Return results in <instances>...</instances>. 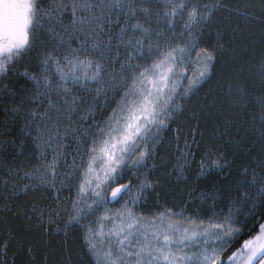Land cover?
Here are the masks:
<instances>
[{
  "label": "snow or ice",
  "instance_id": "snow-or-ice-1",
  "mask_svg": "<svg viewBox=\"0 0 264 264\" xmlns=\"http://www.w3.org/2000/svg\"><path fill=\"white\" fill-rule=\"evenodd\" d=\"M157 2L162 3V8L156 10L144 6L138 0H47V8L43 6L45 0H3L0 3V86L3 85V80L10 71L15 69L16 63L33 50L41 36L45 35L49 40L57 43L43 58L42 63L47 67L51 62L55 66L58 82L53 86L52 79L47 75L42 80L35 76L29 78L36 85H43L45 95L52 92L60 97V103L64 106L62 111L68 114L84 110V99L77 95L79 89L95 91L97 96H107V91H102L106 83L103 58L111 53L113 39L118 42L117 47L122 46L125 50V63L118 74L126 78L122 85L123 95L116 109L103 125L95 126L90 140L91 147L86 151V155L90 158L85 171L86 177L95 171L92 164L97 160L108 166L103 181L105 183L108 179L116 180L119 175L117 169L122 165L125 167L142 165L148 153L139 150L145 147L148 140L162 128L168 126L166 120L171 115L169 107L172 104L171 97L176 95L183 75L190 71L189 68L178 63V59L183 61L188 50L179 45L170 47L156 43L153 47L157 49V55L152 62L148 66H137L135 61L144 55V40L151 41L152 34L156 32L151 27L150 20L155 19L159 24L163 17L164 22L172 27L179 18L185 29L189 31L194 25L198 27L202 22H211L217 13H222L226 17L243 15L245 18H258L264 24V0H236L235 3L232 0H209L203 4L197 0L192 6H189L188 0H157ZM257 8L259 14L254 10ZM138 14H143L146 19L141 22ZM65 17L69 19L65 21ZM116 24H119L120 28L113 34L106 26ZM105 35L107 40L102 39ZM73 41L78 42L76 47L72 46ZM147 51L151 52L152 47ZM81 56L84 58L81 59ZM212 59L213 56L207 50L197 54L195 64L198 67L191 70L193 78L188 81L185 95L207 76ZM177 73L179 76L172 83L171 94L164 93L163 90L169 88L170 78ZM261 78L264 80V70L261 72ZM90 82L98 87L90 89ZM10 91L6 87H0V92ZM240 98L243 101V91ZM51 99L49 97V102ZM257 99L261 129H264V93ZM90 117L94 118V113L89 107L82 119L87 121ZM260 135L264 137V130ZM85 143L88 144L89 140H85ZM118 145L121 147L118 148ZM57 163L54 158L51 163L44 165L45 171L39 176L41 183L47 182L50 177L57 174ZM209 166L222 165L219 161H209L207 164L201 162L202 169ZM52 183L55 181L52 180ZM91 184V180L85 179L79 191L84 193L85 185L91 186ZM151 186V182L146 179L140 186V191ZM262 186H264V176L257 182L258 195L264 193ZM27 187L25 185V189ZM99 188L100 183H97L92 189L96 197H101V192L95 190ZM104 191L110 192L112 200L131 197L126 202L127 205H134L139 199V196L132 197L130 184H122L114 189L109 186ZM260 199L261 203H264V195H261ZM102 200L103 198L97 199L93 204H88V209L92 210L96 205L103 207ZM78 205L79 199L73 203L76 213L70 215L69 224L79 223L82 216L87 215L84 208ZM254 209L255 202L248 214L251 215ZM177 215L171 210H166L153 217L136 216L132 207L127 206L123 212H115L113 216H109L106 212L96 221V227L90 224L84 225L89 251L97 256L98 264H212V261L220 257L229 241L235 238V234L242 230L239 219L231 212L223 217V223L204 226L202 222L197 224L195 221H189V227L183 229L173 222L172 218ZM109 220L114 221V226L105 232V221ZM190 228L193 230L190 231ZM198 236L203 239H197ZM97 237L101 239L97 240ZM110 237L116 238L114 247L107 246L113 244ZM212 237L220 241L219 245L208 244V240ZM262 238H264V224L259 226L256 241ZM105 241L107 245L101 258L100 245ZM254 244V241L248 240L242 245L243 250L248 253L246 262L253 264L255 261V264H264V244L255 246ZM208 248L212 249L211 254L208 253ZM227 260L229 264H233L234 257L229 256Z\"/></svg>",
  "mask_w": 264,
  "mask_h": 264
},
{
  "label": "trees",
  "instance_id": "trees-1",
  "mask_svg": "<svg viewBox=\"0 0 264 264\" xmlns=\"http://www.w3.org/2000/svg\"><path fill=\"white\" fill-rule=\"evenodd\" d=\"M138 2L150 6L153 10L162 8V3H158L157 0H138ZM199 2L202 4L209 0H199ZM232 2L235 3L236 0ZM188 3L192 6L197 0H188ZM43 6L48 7L47 0ZM254 10L259 14L258 8ZM186 13L187 9L185 18ZM138 15L141 22L146 19L143 14ZM66 19L68 20L69 17H65ZM149 23L153 29L158 27L156 32L159 31L162 35L152 36L151 41L144 40V55L135 61L137 66H148L157 55V49L153 45L159 43L164 46L167 38L172 45L175 40L169 37L172 36V29L183 28L179 18L172 27L164 22L163 17L159 24L155 19L150 20ZM145 26L147 27L148 24ZM262 26L264 24L258 18H245L243 15L226 17L222 13L214 15L211 22L205 21L196 26L192 37L198 42L197 47L201 51L207 50L213 56L210 73L187 95L180 97L177 95L172 99L173 105L177 107L170 108L171 115L166 120L168 126L150 139L147 148V153L150 155L147 157L152 163L146 167L140 165L141 170L138 171V178L147 176L153 180L152 186L147 190L149 194L147 202L151 201L155 204L156 201L164 199L171 207L180 204L187 208L186 211L194 214L202 212L203 216H212L214 209L226 210L229 198L240 194V189L236 187L239 179V184H242V179H250V172L243 173V171L244 169L250 171L251 167L256 165L254 158L259 153V148L248 143L251 136H245L247 143L234 145L243 133L241 131L238 133L237 124L231 131L226 130V126L223 129L222 127L228 122L227 119H230L231 123L235 120L236 123L249 127L252 124L250 116L258 110L257 99L250 98L249 95L258 97L261 93L257 90L262 79L257 77L259 74L257 67L264 65V42L257 35L264 28ZM106 27L115 34L119 31L120 25ZM106 38V35L102 37L104 40ZM137 38H140L138 32ZM112 42L113 49L110 54L104 56L103 63L105 74L115 76L114 82L110 83L114 85L110 88V94H114V97L111 96L105 101L101 97L95 107L97 117L94 120L101 126L104 119L110 116L120 102L123 95L122 85L126 80L125 77L118 75L121 66L125 63V50L122 46L117 47L118 42L115 39ZM56 43L57 41L48 40L47 36L42 35L35 48L16 63L15 69L10 71L3 80V85L0 86L11 90L0 92V264H95L94 254L89 251L86 239L87 232L84 227L86 220L81 218L79 223H68L70 215L75 214L74 211L70 213L69 206L80 199L81 195L78 194L79 192L77 194L74 192L75 188L78 189L76 176L68 178L69 185H62L60 188L34 185L25 189L21 184L14 186L17 180H21V171L18 168L21 169L23 165L19 164L29 155L28 146L31 147L29 141L28 143L25 141L26 145H23L17 138V131L25 121L26 109L29 108L28 100L23 99L22 95L26 94L29 84L33 82L24 75V71L34 76L40 75L38 52L40 48L44 51L53 49ZM149 47H152L151 52L147 51ZM108 55L110 58L107 57ZM243 87L247 92L243 101L240 99L238 103L239 97L232 101L228 100V95L241 97ZM46 99H49L48 93ZM88 99L90 98L86 97V102ZM86 102L83 103V109L88 106ZM13 107L20 109L19 114L11 110L14 109ZM75 115L79 116V114ZM224 129L228 134L225 136H231L232 142L223 140L225 136L221 131ZM220 132L221 136H216V133ZM90 134L91 137L83 138L82 143L76 146L80 147L78 153H81V156L74 158L75 160L80 157L76 160L77 163L72 165L73 168H67V173L80 167L77 170L88 167L90 158L86 155V151L91 146L93 132ZM85 140H89V143L86 144ZM188 141H193L190 148L185 144ZM209 148L217 149L212 158H218L229 164L222 168L208 167L202 170L200 162L203 159L202 161L208 163L206 152ZM67 156L71 159L72 155L69 152ZM256 160L258 162V158ZM98 164L99 162L94 165ZM150 164L151 169L148 170ZM261 172H264V169ZM138 178L133 176L129 168L123 172V179L117 187L122 184L131 185L138 181ZM211 191L221 198H213ZM203 197H206V201L201 199ZM215 202L217 205H214ZM109 203L104 201L103 206ZM102 209L103 207L96 205L93 211L89 210V215H92L90 218H95L94 223L99 220L96 214ZM91 222V225H94L92 220ZM262 223H264V203L258 205L256 215L235 237L229 251L238 248L243 239L253 235Z\"/></svg>",
  "mask_w": 264,
  "mask_h": 264
},
{
  "label": "rangeland",
  "instance_id": "rangeland-1",
  "mask_svg": "<svg viewBox=\"0 0 264 264\" xmlns=\"http://www.w3.org/2000/svg\"><path fill=\"white\" fill-rule=\"evenodd\" d=\"M3 0H0V3H2ZM203 4V3H202ZM187 18V17H186ZM185 18V19H186ZM67 21V19L65 20ZM174 25V24H173ZM7 27L6 23H5V28ZM182 29L176 28L174 27L172 36H169L170 38H175V40L173 41V44L171 45L169 38H167V41L165 42V45L170 46V47H176L177 45H179L180 47H186L187 48V54L184 57L183 61H180L178 59V63L183 64L185 67L189 68L190 71L187 74H184L182 79L179 82V88L176 90V95L172 96L171 99L176 98L177 95L180 97L181 95H184V93L187 91L188 88V81L190 79H192V72L191 70H193L194 68L198 67V65L195 64L196 58H197V54L202 53L203 51H201L198 47H197V41L192 37V34L195 31L196 26H193V29L191 31L185 29L184 24H182ZM264 26H262L263 28ZM57 31H59V27H57ZM158 28V27H157ZM157 28H154L155 30ZM156 33H159V31L154 32L152 34L153 37H157ZM259 37V39H261L264 42V28L262 29L261 33L257 35ZM257 37V38H258ZM262 37V38H261ZM48 38V37H47ZM49 40V39H48ZM107 40V38H106ZM113 45V42H111ZM78 45L77 41H73L72 46L76 47ZM174 45V46H173ZM195 45V46H193ZM40 52H38V56H39V60H38V64H40V75H35V77L37 79H43L44 76H49L52 81H53V86L58 82V76L55 74V66L49 62V65L46 67L45 65H43L42 60L43 58L47 55L48 52L52 51L51 48H49L47 51H44L43 48H40ZM90 51H93L90 49ZM56 53H53V55H55ZM212 55V54H211ZM108 58H110V55L107 56ZM84 57L81 56V59H83ZM89 58H94V57H89ZM104 61V60H103ZM63 63V62H62ZM262 67H257L258 69V76L257 77H261V72L264 69V65L261 64ZM65 71H67V69H65ZM106 71V70H105ZM24 73H28V78L31 76H34L32 73L24 71ZM210 73V71H209ZM209 73L207 74V76H205L199 83L203 82L205 80L206 77H208ZM179 76V73L176 74V76H172L169 80V88L164 89V93H168L169 95L171 94V89H172V83L173 81H175L177 79V77ZM29 80L32 82L33 80H31L29 78ZM104 80L106 81V83L103 86L102 91L106 90L107 91V96H97L95 91H86L84 89H79L77 92V95H80L83 97L84 102H86V97H89L90 99H88V101L86 102V104H88V106L86 107V109H84L83 111H78V112H73V113H66L64 111H62V109L64 108V106L60 103V97L56 96L54 93L49 92L48 95L49 97H51V102H49V99H46V95L45 93V89L42 85H36L34 82H32V84H29L26 94L22 95L23 99L28 100V105L26 109V116L24 117L25 121H23L21 123V128L18 129L17 131V135H18V139L20 140V142L22 141L23 145H26L25 141H29V143H31V147L28 146L27 152L29 155H27L26 157L23 158V162L19 165H23L22 168H18L19 171H21V176L20 179L21 180H17V182L15 183V187L18 185H22V187H25V185L27 186H34V185H39L42 186L44 188H60L62 185H69L67 183V179L68 178H72L73 176H76V179H78L77 181V187L78 189L75 191L76 194H81L80 195V199H79V207L84 208L85 212H87V215L82 216L83 219H85V224H90L91 225V220L94 223L95 218L92 217L90 218L92 215H89V209L87 207L88 204H93V202L95 201V199H102V202L106 201L109 203L110 201L108 200L110 192H106L104 191V189H107L109 186H111L113 189L116 188L118 186V184L121 183L122 179H123V172L128 170L129 168L131 169L133 176L135 178H138L139 174L138 171L140 172V165L135 166V165H129L127 167L125 166H121V168L117 169L119 175L117 176L115 181H112L111 179H108L107 182H103L105 181V172L107 171V165L100 161L97 160L96 163L99 162L98 165H94L92 164V168L95 169V171L93 173H89L87 175V177L85 176V171L87 169V167H84L81 170H77L80 168H77L76 170L67 173V168L68 167H72V165H74L75 163H77L76 160L79 159H75L76 157H78L79 155L81 156L80 152V147H76L78 144L82 143V139L85 137H91V132L95 131V126L98 124V122H95V118L97 117V110L95 109L97 103L101 100V97H103V101H105L106 99H110L111 96L112 98L114 97V94H110L111 90H110V83L114 82L115 80V76L113 74L111 75H106L104 73ZM198 83V84H199ZM93 87H98L97 85H94L93 82H90L89 88H93ZM148 87H151V85H148ZM246 89V88H245ZM244 89V87L242 88L243 93H244V98H246L247 96V92ZM259 92H261L259 96H261L262 93H264V80L261 79L260 85L258 87ZM28 94V96H27ZM238 94V92H237ZM239 97V98H238ZM250 98H255L257 99V96L254 95H249ZM234 98H238V103L240 102V96H236V97H232L231 95H228V100L231 99L234 100ZM38 101V102H37ZM230 101V102H231ZM257 108L258 110L254 111V115L250 116V121L252 122V124L249 125V127H246L244 125H241V123H236L235 120H233L231 123L230 119H227L228 122L224 123V126L222 127L225 128L226 126V130H230L233 128V126H235V124H237L236 128L238 129V133L241 131L242 133V137H240L239 141H237V143H235L234 141V145H238L242 142H246L247 138H245V136H251V138L248 140V143L251 146H257L258 149V154L256 155V157L254 158L256 165L254 167H251L250 171H248L249 169H244L243 173L246 172H250V179L241 180L242 184L240 183V179L238 180V182H236L238 189H240V194L239 195H232V197L229 198V202L227 203V208L225 209H214V213L212 214V216H206V215H202V212L199 213H192L190 211H186L187 208L182 206V205H177L176 207H171V205H167V202L163 200H160L159 202L156 201L155 204L154 202H147L149 194L147 192L148 188H144L143 191H140V186L145 182V180L147 179L148 181L151 182V184H153V180L150 179L147 176H143V178H138V181H135L134 183H132L130 185V190H131V194L132 197H136L139 196V199L136 200V203L134 205H127L126 202L131 198V197H125L123 200H119L118 202L114 203V204H108L106 206H103L102 211L99 214H96L98 216V219H100L106 212L109 216H113V214L115 212H123L125 207H132L133 211L135 212L136 216H140L143 215L145 217H153L156 214H159L161 212H164L166 210H171L172 213H176L178 214L177 216H174L173 222L177 224V227L183 229L185 227H189V221H195L197 224H200L201 222L203 223L204 226H210L211 224L214 223H223V217H226L230 212L234 215V217L239 219V224L241 229L243 230V228L249 224V222L253 219V216L256 215L257 213V208L258 205L261 203V195H264V193H259V187H257V182L259 181L260 177L264 176V172H261L262 169H264V137H262L260 135V132L264 129H261V120H260V107H259V102L257 99ZM163 103V95L161 94V104ZM92 109V112L94 113V118H89V120L85 121L82 119V117L84 115L87 114V110L88 108ZM170 108H174L177 107V105H173V103L169 106ZM14 112L16 111V114H19V108L18 107H13ZM252 112V111H251ZM75 114H79V116H76ZM70 115V116H69ZM112 115V112L110 113V116ZM110 116L106 117V119H104V121H106ZM94 123V124H93ZM89 125H91V129H89ZM234 129V128H233ZM241 129V130H240ZM225 129L221 132H223L224 136L225 134H227V131ZM221 132L220 133H216V136H221ZM248 132H250V134H247ZM195 136V135H194ZM231 136H225L223 137V140H225V142H232L230 138ZM194 138V137H193ZM149 142L150 139L148 140V143L145 147L141 148L139 151H144L147 152L148 151V146H149ZM28 143V142H27ZM193 141H188V147L190 148L192 145ZM247 143V142H246ZM91 147V146H90ZM118 148L121 147V145L117 146ZM220 148V147H219ZM242 148V147H241ZM90 149V148H89ZM209 151L206 152V154H208V156L206 157V161H219V163L222 165L220 168L226 166L227 164H229V162H222L220 159H215L212 158L213 154L216 153L217 149H212L209 148ZM185 151V149L183 150ZM70 152L71 159H69V157L67 156V154ZM32 153V154H31ZM117 155H119V153H117ZM150 155V154H148ZM209 155H211V157H209ZM259 155V156H258ZM261 155V156H260ZM188 157V155H187ZM216 157V156H214ZM55 158V160L58 161L57 165H56V175L54 177H50L47 182L45 183H41L39 176L40 173L45 171L44 169V165L46 163H51L53 161V159ZM258 158V162L257 159ZM107 158L105 157V160ZM203 160V159H202ZM201 160V162H202ZM76 161V162H75ZM233 161V160H232ZM231 161V162H232ZM200 162V163H201ZM205 162V161H203ZM150 162V160L148 159L147 155L144 159V162L142 164L143 167L148 166ZM206 163V162H205ZM207 164V163H206ZM201 165V164H200ZM78 167V165H77ZM210 167H214V166H209ZM208 168V167H207ZM244 168V166H243ZM126 169V170H125ZM151 169V164L148 167V170ZM202 169V168H201ZM206 168L202 169L205 170ZM242 173V172H241ZM240 173V174H241ZM225 175V174H224ZM227 175V173H226ZM242 175V174H241ZM97 177H99V179H97ZM80 178V179H79ZM85 179H89L92 181L91 186H87L85 185L86 191L84 193H81L79 191L81 185L83 184ZM52 180L55 181V183H52ZM97 183H100V188L99 189H95L96 191H100L101 192V197H96L93 194L92 189L95 188V185ZM247 184V186H246ZM264 187V186H262ZM211 195L213 196V198H216L218 196H216V194L211 191ZM220 195V193L218 194ZM245 197H247V199H245ZM221 197H218V199ZM160 199V197L158 198ZM203 201H206V197L201 198ZM205 199V200H204ZM191 201V199H190ZM158 202V203H157ZM166 202V203H165ZM253 202H255V209L253 211V213L251 215H249V209L252 208V204ZM213 204V203H212ZM157 205L158 207L153 208L152 206ZM214 205H217L216 202L214 203ZM56 206V205H55ZM69 211L71 212H75L76 210L73 208V204H71L69 206ZM94 209V208H93ZM92 209V211H93ZM158 209V210H156ZM202 213V214H201ZM91 219V220H89ZM97 220V219H96ZM128 221H125V223H127ZM82 223H84V221H82ZM264 224V223H262ZM93 227H96V223H94V225H92ZM114 226V221L113 220H109V221H105V228L104 231L107 232L108 228ZM193 230L190 228V231ZM241 230V231H242ZM240 231V232H241ZM240 232H237L235 234V237L238 236L240 234ZM257 235H259V228L256 230V232L243 239V241L241 242V245L234 249L233 251H229L230 247L233 243V241L236 239H231L228 243V246L225 248V250L220 254V257L214 261H212V264H221V261H223V264H229L227 257L229 256H233L234 257V261L233 264H247L246 262V257L248 255V253L246 251L243 250L242 245L244 242L248 241V240H252L255 242L254 246L257 244H264V238H262L259 241H256V237ZM97 240H100L101 238L97 237ZM110 239L113 241L112 245H107V241H105L104 243H102L100 245V255L101 258L103 257V250L105 248V246L107 245L108 247H114V242L116 240L115 237H110ZM197 239L202 240V237H197ZM220 241L215 238L212 237L211 239L208 240V244L211 245H219ZM205 247H207V245H205ZM212 249L208 248V253L211 254ZM229 251V252H228ZM94 261L95 264H98V258L97 256L94 255ZM253 264H255V261H253Z\"/></svg>",
  "mask_w": 264,
  "mask_h": 264
},
{
  "label": "water",
  "instance_id": "water-1",
  "mask_svg": "<svg viewBox=\"0 0 264 264\" xmlns=\"http://www.w3.org/2000/svg\"><path fill=\"white\" fill-rule=\"evenodd\" d=\"M109 201H110V203L114 204V203L118 202L119 200H112V199L110 198V195H109Z\"/></svg>",
  "mask_w": 264,
  "mask_h": 264
}]
</instances>
